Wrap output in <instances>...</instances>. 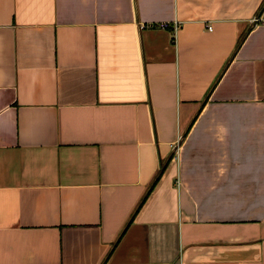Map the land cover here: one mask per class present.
Wrapping results in <instances>:
<instances>
[{
	"label": "crops",
	"instance_id": "obj_1",
	"mask_svg": "<svg viewBox=\"0 0 264 264\" xmlns=\"http://www.w3.org/2000/svg\"><path fill=\"white\" fill-rule=\"evenodd\" d=\"M0 264H264V0H0Z\"/></svg>",
	"mask_w": 264,
	"mask_h": 264
},
{
	"label": "built area",
	"instance_id": "obj_2",
	"mask_svg": "<svg viewBox=\"0 0 264 264\" xmlns=\"http://www.w3.org/2000/svg\"><path fill=\"white\" fill-rule=\"evenodd\" d=\"M158 26L160 27V28H167L168 27V23H166V22H160V23H158ZM175 28V27H174Z\"/></svg>",
	"mask_w": 264,
	"mask_h": 264
}]
</instances>
